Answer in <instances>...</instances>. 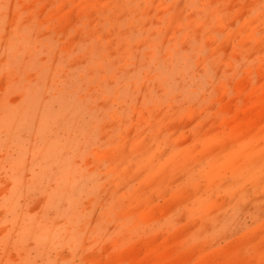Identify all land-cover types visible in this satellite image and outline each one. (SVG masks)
I'll return each mask as SVG.
<instances>
[{
	"label": "rangeland",
	"instance_id": "374dc122",
	"mask_svg": "<svg viewBox=\"0 0 264 264\" xmlns=\"http://www.w3.org/2000/svg\"><path fill=\"white\" fill-rule=\"evenodd\" d=\"M0 264H264V0H0Z\"/></svg>",
	"mask_w": 264,
	"mask_h": 264
}]
</instances>
